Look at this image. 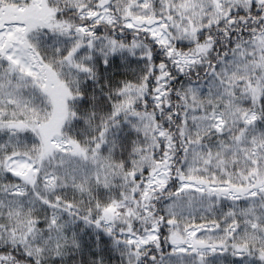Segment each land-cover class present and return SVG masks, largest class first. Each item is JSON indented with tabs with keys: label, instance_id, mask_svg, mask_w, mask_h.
<instances>
[{
	"label": "snow or ice",
	"instance_id": "snow-or-ice-1",
	"mask_svg": "<svg viewBox=\"0 0 264 264\" xmlns=\"http://www.w3.org/2000/svg\"><path fill=\"white\" fill-rule=\"evenodd\" d=\"M0 264H264V0H0Z\"/></svg>",
	"mask_w": 264,
	"mask_h": 264
}]
</instances>
